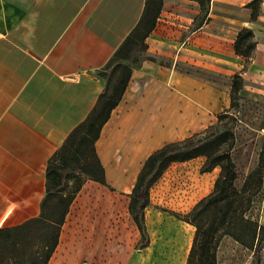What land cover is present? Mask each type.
<instances>
[{
    "label": "crops",
    "instance_id": "crops-1",
    "mask_svg": "<svg viewBox=\"0 0 264 264\" xmlns=\"http://www.w3.org/2000/svg\"><path fill=\"white\" fill-rule=\"evenodd\" d=\"M250 1L210 0L202 11L196 0H163L144 58L133 67L95 143L109 187L130 192L149 154L215 122L230 107L235 74L241 75L244 88L264 92V0L253 20L246 6ZM145 2L0 0V229L39 215L48 159L93 109L106 87L99 71L137 26ZM244 27L256 42L246 65L234 50ZM194 159L169 165L154 188L170 180L191 182L188 164ZM203 180L209 184L212 177ZM181 202L178 212L198 201ZM68 214L69 241L61 239L63 224L53 254L61 243L74 248V201ZM151 217L186 238L178 263L185 264L194 226L154 207L146 208L144 216L149 243L130 251L125 264H157ZM177 249L167 264L174 263ZM88 253L93 256L94 248Z\"/></svg>",
    "mask_w": 264,
    "mask_h": 264
},
{
    "label": "trees",
    "instance_id": "trees-1",
    "mask_svg": "<svg viewBox=\"0 0 264 264\" xmlns=\"http://www.w3.org/2000/svg\"><path fill=\"white\" fill-rule=\"evenodd\" d=\"M206 10L210 0H196ZM261 0H251L250 18H256ZM163 0H146L137 26L126 36L99 74L106 79V87L87 115L49 157L46 167V193L37 217L20 225L0 229V246L14 250V261L26 257V264H49L58 242L62 225L70 205L87 180L108 186L95 143L103 125L110 118L126 89L133 69L129 60L135 50L147 48L146 39L155 26ZM206 6V7H205ZM250 28H241L234 40L236 54L252 58L255 48ZM242 77L235 74L230 90V107L216 115L208 127L184 139L165 143L144 160L131 192L129 212L140 230L145 232L144 209L148 204V190L162 176L169 165L204 157L201 172L220 168L213 190L201 198L187 218L195 227L186 264H215L216 248L223 235H231L243 243L245 237L254 241L264 237V224L246 217L254 197L264 185V143L257 165L247 174L241 187L236 179L232 150L236 144L235 127L238 122L236 94L241 89ZM260 264V262H259Z\"/></svg>",
    "mask_w": 264,
    "mask_h": 264
},
{
    "label": "rangeland",
    "instance_id": "rangeland-1",
    "mask_svg": "<svg viewBox=\"0 0 264 264\" xmlns=\"http://www.w3.org/2000/svg\"><path fill=\"white\" fill-rule=\"evenodd\" d=\"M142 58H144L143 51L135 50L129 62L134 67ZM236 97L238 122L235 127L236 144L232 150V158L236 172L234 185L239 189L247 174L257 165L259 152L264 143V92L246 89L242 82ZM204 161V157H197L188 164L192 165L193 171L191 182L187 184L170 180L163 187L155 189V182L148 190V204L144 209V216L146 208L154 207L169 212L184 223L191 224L186 220L195 204L190 205L191 208L183 212H178L176 209L181 207V201H199L202 194L203 197L209 194L220 174L219 167H215L210 173L201 172ZM206 175L212 177L209 184L203 180ZM83 185L74 199V248L71 249L67 242L64 245L61 243L50 258L49 264H125L130 251H139L150 241L145 218V232L141 234L129 212L132 190L125 193L92 180H87ZM87 185L94 186L95 189L86 190ZM87 192L88 194L83 196ZM263 202L264 185L254 197L246 217L258 224L262 223ZM71 222V216L68 214L61 234L62 240L67 238V228H71ZM149 227L153 229L152 256L155 257L157 264L169 263L176 246L179 250L177 249L178 253L173 258V264H178L186 247V238L176 230H166L165 223L157 222L152 217ZM165 230L173 232L172 236ZM91 248H94V253L90 257L88 252ZM102 249H106L105 254ZM81 252L83 254L80 255ZM13 253L11 247L0 246V264H26L27 260L24 256L14 261L10 257ZM259 262L264 264V237L259 240L256 238L254 241L251 237H245L243 243L228 234L220 238L216 248L215 264H259Z\"/></svg>",
    "mask_w": 264,
    "mask_h": 264
}]
</instances>
